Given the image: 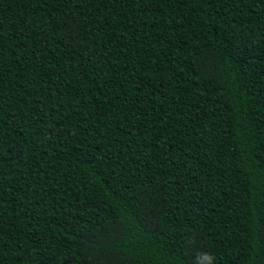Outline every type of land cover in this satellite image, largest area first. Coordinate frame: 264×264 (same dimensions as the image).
<instances>
[{
  "label": "trees",
  "instance_id": "16d2710c",
  "mask_svg": "<svg viewBox=\"0 0 264 264\" xmlns=\"http://www.w3.org/2000/svg\"><path fill=\"white\" fill-rule=\"evenodd\" d=\"M0 264H264V0H0Z\"/></svg>",
  "mask_w": 264,
  "mask_h": 264
},
{
  "label": "clouds",
  "instance_id": "9594fccd",
  "mask_svg": "<svg viewBox=\"0 0 264 264\" xmlns=\"http://www.w3.org/2000/svg\"><path fill=\"white\" fill-rule=\"evenodd\" d=\"M204 259H205V260H208V259H210V257H208V256H205V257H204Z\"/></svg>",
  "mask_w": 264,
  "mask_h": 264
}]
</instances>
